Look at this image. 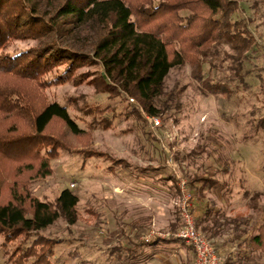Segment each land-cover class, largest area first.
<instances>
[{
    "label": "rangeland",
    "instance_id": "1",
    "mask_svg": "<svg viewBox=\"0 0 264 264\" xmlns=\"http://www.w3.org/2000/svg\"><path fill=\"white\" fill-rule=\"evenodd\" d=\"M178 14L186 22L189 11L183 9ZM233 19H244L256 41L241 56V68L234 69L237 52L227 43L218 44L209 57L212 65L204 64L211 83L222 87L212 93L193 76L190 64L173 67L165 80V91L172 96L163 95L157 100L160 113L156 116L162 119V127L153 128L151 114L136 97L124 92L109 97L99 93L98 85L87 81H69L41 90L46 101L67 108L81 131L73 134L55 121L51 132L60 135L64 146L53 155L47 154L46 145L42 147L41 156L48 160L50 173L33 178L25 173L21 180L26 181L34 196L48 202L71 188L79 197V219L68 224L58 218L38 232L12 241L1 233L0 264H180L179 258L169 252L155 256L154 251L151 257L139 255L137 259L127 256L124 249L110 252L113 247L146 242L144 237L152 233L153 237H175L183 225L179 177L187 180L194 194L192 212L202 232L203 222L198 224L195 211L199 196L213 210L215 205L211 206L210 201L217 200L222 213H227L228 231L233 228L231 224L236 225V215L230 212L233 204H242L251 211L255 206L264 209V128L259 124L264 116V0H239V11ZM37 44L33 39L13 40L7 49L16 53ZM174 44L180 47L179 42ZM99 69L84 66L78 72ZM60 71L53 70L46 77ZM93 106L114 108L116 117L111 128L92 125L89 110ZM201 148L204 150L196 152ZM90 151L106 155L86 158ZM23 163L21 172L28 168ZM35 164L38 166V162ZM148 166L159 169H146ZM207 174H215L220 185L190 184L194 176ZM162 185L174 193L171 198L157 195ZM168 209L175 211L174 221L169 222ZM154 214L159 218L152 220L150 227L139 225L145 223L142 217ZM40 236L53 242L42 241L36 247L38 258L26 257L28 247ZM157 240L146 243L151 245ZM184 255L188 259L191 256L188 252Z\"/></svg>",
    "mask_w": 264,
    "mask_h": 264
},
{
    "label": "trees",
    "instance_id": "2",
    "mask_svg": "<svg viewBox=\"0 0 264 264\" xmlns=\"http://www.w3.org/2000/svg\"><path fill=\"white\" fill-rule=\"evenodd\" d=\"M183 9L189 11L186 22L178 14ZM238 11L239 0H0V234L12 241L38 232L58 218L68 224L79 219V197L71 188L48 202L34 196L21 180L25 173L32 178L50 173L48 160L41 156L42 147L46 145L47 154L53 155L64 146L60 135L51 132L55 121L73 134L81 131L65 106L46 101L41 92L44 87L87 81L109 97L123 92L134 96L147 112L157 115V100L172 96L165 91L170 70L188 63L193 76L217 93L222 87L212 84L204 70L205 63L212 65L209 57L217 45L227 43L237 52L238 58L233 59L238 70L241 56L256 43L247 22L233 19ZM28 39L38 44L16 53L8 51L11 41ZM84 66L100 69L78 72ZM56 69L61 71L46 77ZM89 113L95 127L113 126L114 108L93 106ZM259 124L264 128V116ZM105 155L90 151L86 158ZM23 162L28 168L21 172ZM165 179L175 180L172 176ZM196 182L210 187L221 183L215 174L190 180V184ZM257 209L264 213L263 208ZM202 230L214 241L216 232L209 234L204 225ZM159 239L157 243L182 241ZM47 240L53 242L35 238L26 257L38 258L36 247ZM249 242L264 250V218ZM149 244L132 242L133 246L114 250L124 249L127 256L136 257Z\"/></svg>",
    "mask_w": 264,
    "mask_h": 264
},
{
    "label": "crops",
    "instance_id": "3",
    "mask_svg": "<svg viewBox=\"0 0 264 264\" xmlns=\"http://www.w3.org/2000/svg\"><path fill=\"white\" fill-rule=\"evenodd\" d=\"M200 187L204 189L203 186ZM204 192H206L205 189ZM157 195H161V197H163L164 199L169 197L171 198L174 193L171 192L169 186L164 185L161 188V192H157ZM236 196H238V194H236ZM161 197L159 199H161ZM200 197L201 196L197 198V201L195 203L197 220L203 222V225L207 227L209 234L216 232V234H214L212 238L215 241L216 249L226 257V260H229L230 264H264V250L256 249L251 244V242H249L252 231H254L262 223L264 213L259 215V212H262L257 209V207H254L253 212L251 210H248L247 208H242V204H233L230 212L231 214L236 215V218L234 219L236 221V225L231 224L233 228L228 231L226 226L230 222L228 223V221L226 220L227 217L225 215H227V213H222L220 204L216 203L217 200L214 199L213 201H210L211 206L215 205V210H213L210 209L209 206L206 205V201L203 200V198L201 199ZM208 197H210V195H208ZM168 214H170L169 222L176 219V213L173 209H168ZM158 218V215L155 214L151 215L149 218L142 217V219L145 220V223H141L139 225L141 227L144 226L146 229L147 227H150L152 220H157ZM230 220L232 219H229V221ZM92 247L95 248V246ZM94 248H92V250ZM112 249L110 252L117 253V251L114 250V247ZM154 251H156L155 256H159L157 253H161V255H165L167 254V252L172 253V256H175V258H179L180 264L182 263V260L184 261V263H186V260H188L190 264H195L194 250L191 249L189 245L183 241H176L171 243L155 242L151 245H146L143 249L140 250V252L137 253L138 255L136 254V257L134 258L137 259L139 255L141 257H148L152 255ZM163 251H165V253H163ZM187 252L191 255L189 256V259L185 258L184 255ZM141 260L143 261L144 259L142 258Z\"/></svg>",
    "mask_w": 264,
    "mask_h": 264
},
{
    "label": "built area",
    "instance_id": "4",
    "mask_svg": "<svg viewBox=\"0 0 264 264\" xmlns=\"http://www.w3.org/2000/svg\"><path fill=\"white\" fill-rule=\"evenodd\" d=\"M131 100L133 101L134 99L131 98ZM150 121L153 128L163 126L162 119L159 116L151 115ZM179 178V209L183 225L181 230L175 234V237L185 241L193 248L195 252V264H225L226 257L216 249L214 241L198 228L196 218L192 212L195 199L194 194L190 190L187 180ZM74 185L72 183V186ZM152 235L145 236V241L150 242L153 238H165V235H157L155 237Z\"/></svg>",
    "mask_w": 264,
    "mask_h": 264
}]
</instances>
